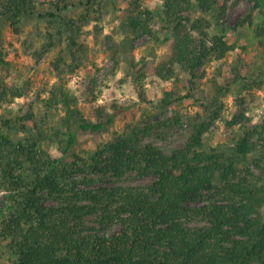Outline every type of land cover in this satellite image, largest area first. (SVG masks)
<instances>
[{
    "label": "trees",
    "instance_id": "obj_1",
    "mask_svg": "<svg viewBox=\"0 0 264 264\" xmlns=\"http://www.w3.org/2000/svg\"><path fill=\"white\" fill-rule=\"evenodd\" d=\"M253 1L254 8L264 12V0ZM135 2L123 21L126 37L114 52L129 53L134 39L152 33V13L136 12L141 0ZM38 4V0H0V21L19 27L23 19L45 16ZM72 4L61 0L56 7L61 14ZM195 5L210 12L215 0H163L165 27L173 39L168 59L155 66L154 73L165 80L179 71L195 77L200 67L235 49L224 32L212 31L210 18L194 16ZM221 13L216 18L223 19L225 10ZM46 14L59 15L54 10ZM64 20L70 43L80 50V29L72 20ZM253 23L250 13L238 20L235 29ZM258 31L264 34V26ZM129 62L133 70L138 68L135 75L146 76L145 60L140 67L133 58ZM234 65L237 80L245 67ZM14 94L0 81V103ZM165 95L163 106L180 100L172 91ZM92 99L88 97L89 103ZM46 106L65 111L52 126L53 110L45 113L41 125L32 113L0 121V189L4 191L0 242H7L18 255L17 264H264V144L253 140L259 126L249 123L245 113L229 121L246 127L237 130L233 144H210L204 139L209 124L199 120L192 122L186 143L169 151L141 141L139 134L147 132L146 127H132L84 156L77 149L80 135L107 131L121 109L99 105L93 117L88 116L79 96L59 85ZM27 121H34L32 128ZM13 130L25 133L19 143L11 138ZM259 133L260 139L264 130ZM53 137L61 150L57 158L39 150L41 141ZM244 162L250 165L242 170ZM87 170L120 178L135 171L155 179L147 185L79 188L96 180L79 177ZM116 224L119 228L111 232Z\"/></svg>",
    "mask_w": 264,
    "mask_h": 264
},
{
    "label": "rangeland",
    "instance_id": "obj_2",
    "mask_svg": "<svg viewBox=\"0 0 264 264\" xmlns=\"http://www.w3.org/2000/svg\"><path fill=\"white\" fill-rule=\"evenodd\" d=\"M38 1V10L45 16L23 19L19 27L3 18L0 21V81L12 87L15 93L9 101L0 103V121L3 117L32 113L41 125V118L48 110H53L55 115L48 124L52 126L65 113L61 107L55 110L46 106L47 99L59 85L79 96V103L88 116L93 117V109L99 105L108 106L110 110L121 109L107 131L80 135L77 149L84 156L87 150L102 146L132 127H146L148 131L139 134L141 141L159 144L169 151L186 143L192 133V122L199 120L209 124L204 139L210 144H233L237 130L246 127L232 125L229 121L241 112L250 117L249 123L259 126L253 140L264 144V134L259 139V132L264 130V34L258 31L264 26V12L254 8L253 0H215L210 12H202L195 5L194 16L205 14L210 18L212 31L224 32L235 49L222 60H211L200 67L195 77L179 71L169 80L154 73V67L168 59L173 39L165 27L163 0H141L136 12L149 10L152 13V33L134 39L129 53L114 52V47L126 37L123 21L135 8V0H66L73 4L61 14L56 7L61 0ZM53 10L59 15L46 14ZM221 10H225L224 18H216L222 14ZM250 13H253L254 23L236 30L238 20ZM64 18L72 20L80 29L77 38L80 50L70 43V30ZM131 58L139 67L141 60H145V77L134 74L138 68L132 69ZM237 62L244 65L245 70L236 80L233 66ZM167 91L174 92L180 100L163 106L162 98ZM88 97L93 98L92 103ZM33 124L34 121H27L30 128ZM24 134L13 130L11 138L19 143ZM39 150L44 155L61 156L55 137L41 141ZM249 165L242 163V170ZM252 168L262 172L256 165ZM84 176L96 180L79 188L147 185L155 179L153 175L142 176L135 171L120 178L87 170L79 174L80 178ZM3 198L4 191L0 189V207ZM118 228V224L114 225L111 232ZM17 261L18 255L7 242L1 241L0 264H17Z\"/></svg>",
    "mask_w": 264,
    "mask_h": 264
},
{
    "label": "clouds",
    "instance_id": "obj_3",
    "mask_svg": "<svg viewBox=\"0 0 264 264\" xmlns=\"http://www.w3.org/2000/svg\"><path fill=\"white\" fill-rule=\"evenodd\" d=\"M256 121H253V123H255Z\"/></svg>",
    "mask_w": 264,
    "mask_h": 264
}]
</instances>
